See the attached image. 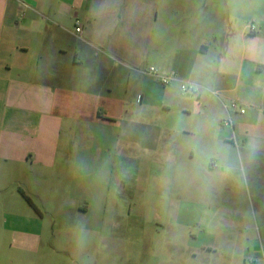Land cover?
Returning <instances> with one entry per match:
<instances>
[{
	"label": "crops",
	"instance_id": "0c3cea01",
	"mask_svg": "<svg viewBox=\"0 0 264 264\" xmlns=\"http://www.w3.org/2000/svg\"><path fill=\"white\" fill-rule=\"evenodd\" d=\"M257 17L252 33L210 0H0V224L21 261L10 264H31L43 236L36 226L54 216L33 201V178L45 181L65 157L81 160L96 136H118L111 129L128 140L148 135L133 129L154 106L152 67L176 74L161 101L182 82L199 86L204 100L203 118L182 133L203 138L206 162L197 170L217 210L200 222L202 241L191 234V255L206 264H264V14ZM234 101L244 113L231 112ZM228 118L233 129L222 126ZM164 135L159 129L166 142Z\"/></svg>",
	"mask_w": 264,
	"mask_h": 264
},
{
	"label": "rangeland",
	"instance_id": "374dc122",
	"mask_svg": "<svg viewBox=\"0 0 264 264\" xmlns=\"http://www.w3.org/2000/svg\"><path fill=\"white\" fill-rule=\"evenodd\" d=\"M210 3L216 11L239 15L245 26L255 24L257 30V15L264 14V0ZM152 79L156 86L154 106L145 112L148 122L133 129L148 135L128 140L119 135L120 127L111 129L118 136L102 142L96 136V142L81 149V160L65 157L45 181L38 175L32 179L39 194L33 201L54 216L47 215L36 226L43 236L29 258L31 264H206L199 261L203 257L191 255L189 241L191 234L205 238L201 223L217 210L206 203L207 176L197 170L204 169L205 143L197 133H182L189 128L193 132L203 118L204 100L198 98L200 89H177L161 101L163 89L173 82L164 86ZM185 106L191 113L183 112ZM159 129H164L166 142L159 138ZM190 149H195L194 157ZM193 185L199 192L190 188ZM75 204L88 206V212L79 215ZM4 227L0 224L6 234L2 263H21L12 233Z\"/></svg>",
	"mask_w": 264,
	"mask_h": 264
},
{
	"label": "built area",
	"instance_id": "2783aa9c",
	"mask_svg": "<svg viewBox=\"0 0 264 264\" xmlns=\"http://www.w3.org/2000/svg\"><path fill=\"white\" fill-rule=\"evenodd\" d=\"M257 30V26L255 24H252L250 26V31L252 33L256 32ZM77 33L81 32V28L80 26L77 27L76 29ZM147 74L152 75L153 77H155L162 85L166 86V85H170L173 81L176 80V74L173 72H159L157 69L155 68H150L147 71ZM180 89L185 92V93H196L197 90L201 89L199 86L189 83V82H182L180 85ZM215 94V93H212ZM230 109L240 112V113H244L245 112V108L239 103V102H232L230 104ZM222 126L224 127H229L231 129H233V121L231 118H228L226 120H224L222 122Z\"/></svg>",
	"mask_w": 264,
	"mask_h": 264
},
{
	"label": "trees",
	"instance_id": "16d2710c",
	"mask_svg": "<svg viewBox=\"0 0 264 264\" xmlns=\"http://www.w3.org/2000/svg\"><path fill=\"white\" fill-rule=\"evenodd\" d=\"M26 199L30 203V205H32L36 209V207H35L34 203L32 202V200L30 198H28V197Z\"/></svg>",
	"mask_w": 264,
	"mask_h": 264
}]
</instances>
